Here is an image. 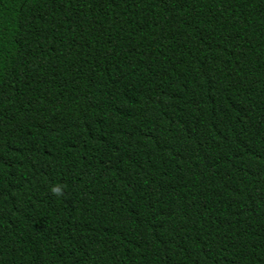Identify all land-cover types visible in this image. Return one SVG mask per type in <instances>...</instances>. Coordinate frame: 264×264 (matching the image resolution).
<instances>
[{
    "label": "trees",
    "instance_id": "trees-1",
    "mask_svg": "<svg viewBox=\"0 0 264 264\" xmlns=\"http://www.w3.org/2000/svg\"><path fill=\"white\" fill-rule=\"evenodd\" d=\"M0 264H264V0H0Z\"/></svg>",
    "mask_w": 264,
    "mask_h": 264
},
{
    "label": "clouds",
    "instance_id": "clouds-1",
    "mask_svg": "<svg viewBox=\"0 0 264 264\" xmlns=\"http://www.w3.org/2000/svg\"><path fill=\"white\" fill-rule=\"evenodd\" d=\"M51 193L57 197H60L62 196L63 194V189H62V186L60 185H54L51 187L50 189Z\"/></svg>",
    "mask_w": 264,
    "mask_h": 264
}]
</instances>
